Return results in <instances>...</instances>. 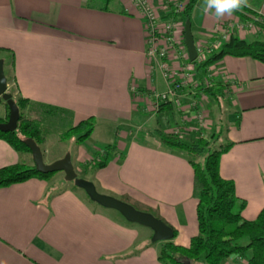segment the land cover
Wrapping results in <instances>:
<instances>
[{"label": "crops", "instance_id": "crops-1", "mask_svg": "<svg viewBox=\"0 0 264 264\" xmlns=\"http://www.w3.org/2000/svg\"><path fill=\"white\" fill-rule=\"evenodd\" d=\"M148 1L160 24L176 23L184 44L186 20L181 13L169 15L165 2L171 0ZM203 4L196 1L190 18L201 62L217 23L254 26L255 18L264 20V0H249L250 7L221 20L205 13ZM233 35L264 40V28ZM145 49L142 18L128 0H0V58L10 62L13 54V65L4 64L12 97L68 110L63 121L69 126L92 117L89 138L103 131L114 139L116 154L92 177L98 192L126 194L156 208L176 230L172 240L187 246L198 233L192 167L187 154L165 147L158 136L197 140L204 130L195 119L206 108L212 117L203 122L205 128L218 129L221 144H230L220 158V176L233 181L237 197L246 201L242 217L256 219L264 208V61L225 56L210 65L209 74L193 64L195 83L181 90L180 104L170 101L156 110L153 94L168 89L157 82L158 68L149 74ZM170 60L176 69L174 52ZM205 87H215L216 95ZM8 114L0 102V118ZM89 148L93 159L98 149ZM28 157L33 162L31 153L17 152L0 139V168L26 164ZM55 185L53 178H32L0 187V264H163L149 228L127 224L117 211L66 185L49 196ZM224 264H246V259L233 256Z\"/></svg>", "mask_w": 264, "mask_h": 264}, {"label": "trees", "instance_id": "trees-1", "mask_svg": "<svg viewBox=\"0 0 264 264\" xmlns=\"http://www.w3.org/2000/svg\"><path fill=\"white\" fill-rule=\"evenodd\" d=\"M196 1L187 0L181 12L184 20L190 21ZM169 15L175 18L178 14H175L173 10H169ZM256 25L259 29L264 28L262 20L256 22ZM182 33L184 34V28ZM225 56H249L263 62L264 40L246 41L231 35L219 48L209 52L203 62L194 61L192 63L196 65L197 70L203 68V72H205L208 66ZM13 59V54L10 55V62L3 58L5 66L7 63L12 66ZM187 61L190 62L189 59ZM5 76H7L6 72ZM7 80H9L8 77ZM215 87H205L204 90L214 96L216 95L213 93ZM219 89L221 90V88ZM219 89L217 91H220ZM9 91L14 94L12 90ZM13 100L20 113L17 127L12 132L0 131V139L4 140L17 152L30 153V150L23 143L25 138L33 139L37 145L45 142L48 134V128L45 124L47 118L58 117L63 120L70 115L69 111L63 108L47 106L15 96H13ZM0 102L7 107L9 112L7 104L1 97ZM7 118L8 116L0 118V122H6ZM94 126L95 120L92 117L84 119L75 125L68 126L61 133V139L74 138L75 143L80 144L89 138ZM158 137L165 147L182 151L189 157L193 171V196L197 200L198 233L191 238L187 246L176 244L173 240L159 242L157 259L163 264H224L230 257L238 256L246 259V264H264V208L254 220L243 218L241 212L246 205V201L237 197L234 182L223 179L219 173L221 155L227 151L230 144H220L216 148L211 145L209 140L204 138L188 143L182 141L173 133L159 134ZM116 149V143H112L98 151L92 159L94 168L105 167ZM206 150L210 152L203 162L197 161ZM55 173H41L35 169L34 165L29 166L24 163L5 166L0 168V187L25 182L32 178L50 181ZM76 189L78 188L74 185L73 190ZM62 190L58 188V185H55L50 188L48 194L52 196ZM119 199L131 204L137 210L151 213L165 222L159 216L156 208L126 194ZM173 234L175 237V229H173Z\"/></svg>", "mask_w": 264, "mask_h": 264}, {"label": "built area", "instance_id": "built-area-1", "mask_svg": "<svg viewBox=\"0 0 264 264\" xmlns=\"http://www.w3.org/2000/svg\"><path fill=\"white\" fill-rule=\"evenodd\" d=\"M132 10L137 12L143 21L144 37H145V57L147 59V67L149 74L158 68L167 85V91L164 93H155L152 97V104L156 110L163 104L173 101L177 106L180 104L179 95L181 90L188 85L190 72L194 66L192 62H188L186 58V49L175 34L177 33V25L174 21L160 24L159 17L156 15L152 4L148 0H128ZM169 10H173L175 14H180L185 6L184 0L166 1ZM262 20L255 18V22ZM264 23V20H262ZM253 23L243 22H225L217 23L212 31L210 45L206 49L211 52L212 49L219 48L234 33L235 29L240 27L246 28L252 26ZM174 52L178 59V67L175 69L171 65L170 53ZM201 52L197 49V58L195 61L201 63ZM200 59H199V57ZM204 60H202L203 62ZM211 71L210 66L207 69ZM130 91L138 94L135 86L130 87ZM198 116V114H197ZM199 117V116H198ZM197 117V119H198ZM200 123V120H199Z\"/></svg>", "mask_w": 264, "mask_h": 264}, {"label": "water", "instance_id": "water-1", "mask_svg": "<svg viewBox=\"0 0 264 264\" xmlns=\"http://www.w3.org/2000/svg\"><path fill=\"white\" fill-rule=\"evenodd\" d=\"M184 45L190 62L197 58V50L191 34L190 21L184 26ZM0 97L7 104L9 114L6 122H0L1 132H12L16 129L20 117L19 109L15 104L11 92L7 88V78L4 72V61L0 58ZM23 143L30 150L34 167L41 173H52L62 171L67 181H73L74 185L82 189L89 200L102 208L117 211L127 222L149 228L152 231L150 241L152 243L170 241L173 239V229L163 220L156 218L153 214L137 210L119 198L99 193L95 185L87 180L77 177L72 166L70 155L58 159L50 164L43 160V154L37 143L31 138L23 139Z\"/></svg>", "mask_w": 264, "mask_h": 264}, {"label": "rangeland", "instance_id": "rangeland-1", "mask_svg": "<svg viewBox=\"0 0 264 264\" xmlns=\"http://www.w3.org/2000/svg\"><path fill=\"white\" fill-rule=\"evenodd\" d=\"M186 2L187 1H185L184 4H186ZM155 13L158 16L156 10H155ZM256 28L258 29V27L256 25L249 26L246 28L240 27L239 29L238 28L235 29L234 33L243 32V31H255V30H257ZM176 34H175V36H176ZM179 41L182 43L181 40H179ZM209 45H210V43L207 44L206 46H204V48L207 49L209 47ZM213 50H215V49L213 48L212 51ZM186 55H187V53H186ZM199 59H200V57H199ZM208 67L205 69L206 70L204 72L205 74H207V73L209 74V71L207 70ZM156 70L160 73V75L158 73V80H157L159 86L160 87L166 86L165 80L163 79L160 70L159 69H156ZM193 73L194 72L192 70L190 72L191 75H190V78L188 80V85L185 86L184 88H187L188 86L189 87L194 86L195 82L191 79L193 76ZM7 74L9 75V78L11 79L10 70L7 71ZM156 74H157V72H156ZM9 83H10L9 88L12 89V81L10 80ZM201 84H204L203 80H201ZM221 102H222V108H223L222 110H225L224 106H226V104L224 101H221ZM197 104L199 106V103H197ZM203 105H205V102L203 103ZM204 109H205L204 110L205 114H203V112L202 113L200 112L198 114L199 117L197 116L198 120H200V123L198 120L195 119L196 124L199 126V128H201L200 130H204V133H201L199 138H204V139L209 140L211 142V145H214L217 148V146H219L221 144V142H223V140H220V138H219L218 129H216V130L210 129L209 130V129L205 128V125H204L205 123H203V122L209 121V119H211L212 116H211V114L209 116L206 113V108H204ZM204 117L206 118V120L204 119ZM45 124H46V127L48 128V134L46 136L45 142L38 145L42 151L44 162L46 164H50V163H52L58 159L65 157L67 154H69L72 166H73V168L77 174V177L92 182V177L94 176L96 171L99 169H94V171L92 170L94 168V165H93L94 161H92L91 157L93 156L94 152L92 150H90L89 145L91 144V145L95 146L98 149V151H100L105 146L113 143L114 139L112 138V136L106 132L99 131L98 133H96V135H94V137H91V138L87 139L86 141H84L80 144H77V143H75L74 138H71L69 140H62L61 139V133L69 126L66 121L60 120L58 117H49V118H47V122H45ZM199 138H197V139H199ZM209 152H210L209 150H206L205 153L197 161L203 162L204 158L206 157V155ZM87 154H89V156H86ZM115 154H116V151L114 152L113 156ZM26 164H28L29 166L34 165V163L30 160V157H28V162H26ZM53 182H57L58 188H61L62 185L72 187V189L74 188L73 181H67L65 179L64 173L62 171H58L55 173V175L53 177ZM76 190H80L83 194H85V192L82 189L78 188ZM113 212H115V211H113ZM151 234H152V232H151ZM243 243H245V241H243ZM230 258H232V257H230Z\"/></svg>", "mask_w": 264, "mask_h": 264}, {"label": "clouds", "instance_id": "clouds-1", "mask_svg": "<svg viewBox=\"0 0 264 264\" xmlns=\"http://www.w3.org/2000/svg\"><path fill=\"white\" fill-rule=\"evenodd\" d=\"M249 0H204L203 11L212 13L217 20L250 7Z\"/></svg>", "mask_w": 264, "mask_h": 264}]
</instances>
